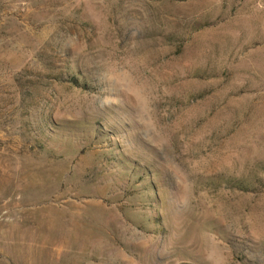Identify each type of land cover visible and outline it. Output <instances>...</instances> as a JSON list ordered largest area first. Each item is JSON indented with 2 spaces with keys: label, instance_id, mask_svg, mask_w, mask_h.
Instances as JSON below:
<instances>
[{
  "label": "rangeland",
  "instance_id": "rangeland-1",
  "mask_svg": "<svg viewBox=\"0 0 264 264\" xmlns=\"http://www.w3.org/2000/svg\"><path fill=\"white\" fill-rule=\"evenodd\" d=\"M0 264H264V0H0Z\"/></svg>",
  "mask_w": 264,
  "mask_h": 264
},
{
  "label": "trees",
  "instance_id": "trees-1",
  "mask_svg": "<svg viewBox=\"0 0 264 264\" xmlns=\"http://www.w3.org/2000/svg\"><path fill=\"white\" fill-rule=\"evenodd\" d=\"M82 86H85L84 84H82Z\"/></svg>",
  "mask_w": 264,
  "mask_h": 264
}]
</instances>
